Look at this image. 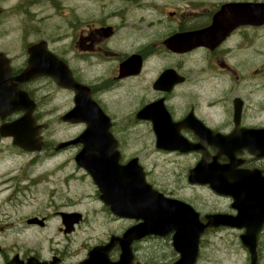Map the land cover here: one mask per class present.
<instances>
[{"label":"flooded vegetation","instance_id":"af4514ba","mask_svg":"<svg viewBox=\"0 0 264 264\" xmlns=\"http://www.w3.org/2000/svg\"><path fill=\"white\" fill-rule=\"evenodd\" d=\"M248 2L264 0H0V143L6 141L9 147L5 149L18 154H35L50 148L46 155L56 156L81 149L79 143L56 149L61 141L47 146L43 135L45 128H40L45 145L40 152H30L17 145L11 134L18 128L16 122L25 115L26 108H32L35 125L43 124L42 106L47 100L43 80L51 82L55 93L65 91L71 101L68 110L75 104L76 91L59 86L52 77L21 78L29 66L30 49L40 54L41 43L45 41L47 49L65 62L73 79L88 89L85 91L91 99L110 118V131L118 141L121 164L134 158L141 163L138 155H127L126 148L130 145L127 140L156 141L154 122H157L166 130L165 136H180L192 144L204 143L202 149L192 151L161 149L154 144L158 152L193 160L186 175L191 186L208 188L205 184L189 182V170L199 163L212 168L232 165L255 179H262L264 17L241 23L235 20L236 9L226 6ZM42 4L68 12L65 56L51 49L50 40L42 35ZM78 10H84L83 18L75 16L74 11ZM213 27L210 39L207 37L199 43L198 33ZM172 38H177L178 43L170 41ZM4 102H12V105L6 106ZM65 112L58 115L60 122ZM123 122L129 126L118 128V123ZM78 124L84 129L87 127L86 122ZM230 139L243 140L244 147L235 143L233 154L228 155L222 145ZM60 165L63 168L67 164ZM75 166L83 169L77 163ZM146 178L149 181L147 171ZM24 180L0 179L8 186L14 182L12 188L0 189V195L6 194L0 198L3 199L0 234L11 230L43 233L44 244L23 243L8 248L0 245L2 264H77L80 260H71L70 238L85 222L86 216L74 208L69 188H45L46 198L37 197L45 204L18 221H8L9 216L4 214L8 203L21 206L22 196L35 198L27 194L30 185L22 186ZM68 182L66 180V186ZM96 198L100 200L98 191ZM186 202L197 210L192 203ZM103 206L111 220L136 223L113 214L107 205ZM231 210L228 213L236 214ZM120 250L116 245L109 252L112 261L119 258ZM133 250V264H146L138 248L133 247Z\"/></svg>","mask_w":264,"mask_h":264},{"label":"water","instance_id":"95a60500","mask_svg":"<svg viewBox=\"0 0 264 264\" xmlns=\"http://www.w3.org/2000/svg\"><path fill=\"white\" fill-rule=\"evenodd\" d=\"M226 6L236 9L235 20L241 23H251L254 18L264 17V2L228 3ZM211 33L209 30L198 33L199 43L209 38ZM170 41L178 43L177 38ZM37 75L53 77L58 85L73 88L76 91L75 105L62 119L87 123L78 137L60 143L57 148L81 143L82 148L75 155V161L91 175L99 188L100 198L117 216L140 221L126 229L122 235H113L107 244L93 247L87 258L78 264H132L134 241L148 236L167 237L170 234L173 249L179 254L178 259L170 264H195L202 234L209 227L220 226L243 228L244 233L240 235V239L250 253L251 264H264L258 263L257 253L258 235L264 225V177L255 179L245 171L234 169L232 165L212 168L199 163L190 170L189 181L208 183L216 193L232 197V207L238 211L236 215L207 214L206 222H203L191 205L166 197L148 183L137 158L124 165L120 163L118 142L110 132L109 117L91 99L88 91H85L88 89L73 79L65 62L47 49L45 41L41 43L40 54L34 48L30 49L29 66L21 78L28 80ZM4 103L6 106L12 105V102ZM11 109L13 108L9 111ZM154 125L158 135V148L191 151L202 149L204 145L192 144L180 136H165L166 130L157 122ZM16 126L18 128L11 134L17 145L28 151L42 149L44 142L40 128L43 125H35L32 108H26L25 115L16 122ZM230 140L222 145V150L228 155L233 154L235 143L244 147L243 140ZM116 245H120L122 253L119 260L111 261L109 251Z\"/></svg>","mask_w":264,"mask_h":264},{"label":"rangeland","instance_id":"374dc122","mask_svg":"<svg viewBox=\"0 0 264 264\" xmlns=\"http://www.w3.org/2000/svg\"><path fill=\"white\" fill-rule=\"evenodd\" d=\"M84 10L74 11L75 16L83 18ZM65 10L50 9L42 4V35L50 40V48L62 55H66L68 43V26L65 23ZM43 93L47 100L43 101L42 122L45 124L43 135L52 147L59 141L78 135L84 126L81 124L70 125L60 122L58 115L71 107L70 98L66 93L54 92L51 89V82L43 80ZM53 91V92H52ZM55 93V94H53ZM129 126V123H118V128ZM130 145L126 153L138 155L145 170L148 172V179L154 186L166 194L183 198L192 203L202 214L207 212H232L231 200L228 197H219L205 186H191L187 181L188 168L193 160L181 157L177 154L158 152L155 148V139H128ZM0 179H25L22 186L30 185L27 194L35 195V198L23 196L21 206H14L8 203V210L4 214L9 216L8 221L20 220L22 217L36 212L38 206L45 204L42 199L45 197V188L67 189L75 203L74 208L83 212L86 220L71 235L70 243L73 249L72 261L76 262L86 256L87 251L93 245L107 242L111 233H120L127 228L132 221H113L104 209L102 202L97 197V187L92 178L83 169L75 166V150H68L56 156L46 155L50 148L40 153L18 154L6 150V141L0 143ZM67 164L61 167L60 164ZM30 180H33L30 182ZM36 180V181H35ZM47 180V181H46ZM66 180H69L66 186ZM14 182H10L12 185ZM7 183L0 182V189L12 188ZM47 191V190H46ZM6 194L0 195L5 196ZM0 203L3 199H0ZM243 230L237 228H218L206 231L201 237L200 252L196 264H250V257L247 249L243 246L240 235ZM43 233H19L16 230L0 234V245L5 248L18 247L23 243H43ZM58 239V237H57ZM139 248L142 258L149 260L156 258L163 262H173L178 255L173 250L171 237L149 238L136 245ZM260 262H264V231L261 232L258 244ZM0 264L2 257L0 256Z\"/></svg>","mask_w":264,"mask_h":264},{"label":"trees","instance_id":"16d2710c","mask_svg":"<svg viewBox=\"0 0 264 264\" xmlns=\"http://www.w3.org/2000/svg\"><path fill=\"white\" fill-rule=\"evenodd\" d=\"M151 261V260H150Z\"/></svg>","mask_w":264,"mask_h":264}]
</instances>
